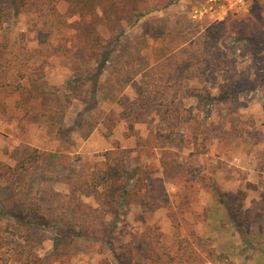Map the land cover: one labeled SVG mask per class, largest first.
Returning a JSON list of instances; mask_svg holds the SVG:
<instances>
[{"label": "rangeland", "instance_id": "obj_1", "mask_svg": "<svg viewBox=\"0 0 264 264\" xmlns=\"http://www.w3.org/2000/svg\"><path fill=\"white\" fill-rule=\"evenodd\" d=\"M46 1L49 22L0 0V264H264V0ZM186 55L163 98L185 140L158 148L166 107L124 104ZM77 76L98 83L90 109L65 98ZM117 146L144 188L113 215L85 181Z\"/></svg>", "mask_w": 264, "mask_h": 264}, {"label": "trees", "instance_id": "obj_2", "mask_svg": "<svg viewBox=\"0 0 264 264\" xmlns=\"http://www.w3.org/2000/svg\"><path fill=\"white\" fill-rule=\"evenodd\" d=\"M10 4L17 11H32L38 14V16L44 20V22H49V13L46 11L44 6L50 5L46 0H9ZM51 6V5H50ZM52 10L53 6L50 7ZM47 36V34H43ZM217 35L215 38H217ZM184 50V49H183ZM113 48L107 49L106 46H102V51H97L93 55L95 59L102 63L103 60H107L111 56ZM179 54L184 53V51H177ZM92 55V56H93ZM91 56L85 53L84 61L91 64ZM93 61V59H92ZM181 64L177 66L168 65L165 62L160 63L159 61L153 66L148 68L142 75V79L139 83L135 84L136 89V100L130 105H125V110L122 112L121 117L124 119L133 116L136 112L135 105L139 104L143 108L151 109L155 106L166 107L165 114L166 117H171L172 123L170 130L168 132L158 131L153 138L155 142V147L165 148L167 145H174L178 140L184 141V138L179 139L176 127L179 126L181 122V112L180 110H172L171 102L163 101L165 96V91L173 89V100L178 99L179 92L183 88L182 80L183 78H188L190 74L188 70L191 69L193 65V60L189 55H186L181 60ZM104 62V61H103ZM178 72L177 79H174L176 73ZM38 78H43L45 76L42 66L36 69L35 73ZM90 83V86L87 84ZM97 81L88 80L86 77L77 76L71 82H69L65 88L67 92L65 98L68 102L78 100L86 108H92V101L95 93L97 92ZM205 91H197L196 96H201L202 98H210L209 95L206 96ZM221 99H226L227 95L223 93L220 97ZM133 114V115H131ZM113 120L112 116L109 117ZM202 132V131H201ZM197 139V136H195ZM133 150L128 148H123L117 146L111 150L106 151L102 156L103 160L100 165L94 168L88 175V179L85 181V187L91 190L93 193L99 195L101 202L105 211L109 214H117L121 209L131 202H142L141 193L144 188V182L137 173L136 169L131 168L129 159ZM215 193L219 197V201L223 202V195L219 193L218 189H215ZM238 205H236L237 211H240L243 207V202L246 198V194L243 191L238 193ZM230 218L235 220L237 218L236 213H230ZM151 252L153 255H157L158 259H161L162 254L159 253L157 248V241L151 240ZM154 259V258H153Z\"/></svg>", "mask_w": 264, "mask_h": 264}, {"label": "built area", "instance_id": "obj_3", "mask_svg": "<svg viewBox=\"0 0 264 264\" xmlns=\"http://www.w3.org/2000/svg\"><path fill=\"white\" fill-rule=\"evenodd\" d=\"M228 2V0H226ZM229 4V2H228ZM245 6V1L244 0H240L239 3H237V6H235V9L238 8V7H243Z\"/></svg>", "mask_w": 264, "mask_h": 264}]
</instances>
